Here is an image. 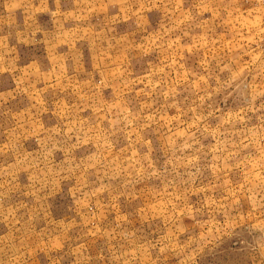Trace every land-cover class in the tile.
<instances>
[{"label":"rangeland","instance_id":"1","mask_svg":"<svg viewBox=\"0 0 264 264\" xmlns=\"http://www.w3.org/2000/svg\"><path fill=\"white\" fill-rule=\"evenodd\" d=\"M1 9L0 264H264V0Z\"/></svg>","mask_w":264,"mask_h":264},{"label":"crops","instance_id":"2","mask_svg":"<svg viewBox=\"0 0 264 264\" xmlns=\"http://www.w3.org/2000/svg\"><path fill=\"white\" fill-rule=\"evenodd\" d=\"M133 0H2L0 6L6 17L24 22L52 23L56 38L61 33L69 35L74 30V23L104 21L106 16L115 17L122 6L132 5ZM12 16V17H11ZM43 33V32H42ZM74 40V38H72ZM58 40V39H57ZM72 43V48L74 47ZM58 52L60 43L53 44ZM71 49L70 46H68Z\"/></svg>","mask_w":264,"mask_h":264},{"label":"built area","instance_id":"3","mask_svg":"<svg viewBox=\"0 0 264 264\" xmlns=\"http://www.w3.org/2000/svg\"><path fill=\"white\" fill-rule=\"evenodd\" d=\"M261 23H262V27H263V30H264V14L262 16Z\"/></svg>","mask_w":264,"mask_h":264}]
</instances>
